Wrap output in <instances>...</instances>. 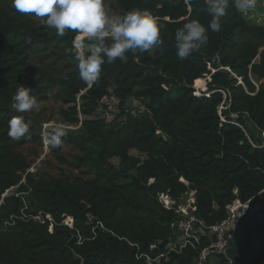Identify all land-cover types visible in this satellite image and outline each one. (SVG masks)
<instances>
[{
    "label": "trees",
    "instance_id": "16d2710c",
    "mask_svg": "<svg viewBox=\"0 0 264 264\" xmlns=\"http://www.w3.org/2000/svg\"><path fill=\"white\" fill-rule=\"evenodd\" d=\"M104 3L110 14L151 11L163 42L105 62L86 83L79 33L58 36L44 18L0 0V264H264V23L230 3L207 45L180 59L175 32L192 19L208 28L205 0ZM205 78L197 96L193 85ZM20 86L39 110L12 108ZM18 116L30 129L14 140L8 122ZM56 123L66 136L44 148L46 125ZM190 193L207 227L233 202H252L225 255L199 262L211 238L201 232L183 245L170 229Z\"/></svg>",
    "mask_w": 264,
    "mask_h": 264
},
{
    "label": "clouds",
    "instance_id": "9594fccd",
    "mask_svg": "<svg viewBox=\"0 0 264 264\" xmlns=\"http://www.w3.org/2000/svg\"><path fill=\"white\" fill-rule=\"evenodd\" d=\"M212 19L208 28L192 19L175 32L176 55L185 59L206 46L208 29L218 32L221 19L227 14L230 3L239 10L256 7L257 0H205ZM13 7L21 14L44 18L58 36L71 30L94 44L85 48V42L76 39L77 67L82 80L95 83L105 62L123 58L128 52L144 53L159 46L161 27L158 18L149 10H133L123 15L110 14L104 0H13ZM12 108L19 113L39 110L40 104L31 89L20 86L13 96ZM30 122L23 116L13 117L8 122V135L14 140L26 137ZM66 130L61 123L50 124L44 132L45 141L53 148L62 143Z\"/></svg>",
    "mask_w": 264,
    "mask_h": 264
},
{
    "label": "built area",
    "instance_id": "2783aa9c",
    "mask_svg": "<svg viewBox=\"0 0 264 264\" xmlns=\"http://www.w3.org/2000/svg\"><path fill=\"white\" fill-rule=\"evenodd\" d=\"M231 118H236L232 116ZM160 201L166 209L172 208V202L165 196L160 197ZM193 193H190L188 198L181 204L177 212L183 215V218L172 222L170 229L177 233L183 242V245L190 243L191 240L199 242L201 232H205L211 238L210 246L202 251L199 262L205 260L208 254L225 255L230 244L235 240L241 222L247 217L252 209V202L240 203L233 202L227 207L228 215L220 223L213 226H205L204 222L192 214ZM35 220L40 223H45V220L36 216ZM46 221L49 224V232L52 231L53 220L50 216H46ZM65 226L71 227V218L63 220ZM149 262V260H147Z\"/></svg>",
    "mask_w": 264,
    "mask_h": 264
},
{
    "label": "rangeland",
    "instance_id": "374dc122",
    "mask_svg": "<svg viewBox=\"0 0 264 264\" xmlns=\"http://www.w3.org/2000/svg\"><path fill=\"white\" fill-rule=\"evenodd\" d=\"M247 18H249L252 22H256V23H258V24H260V23H264V0H257V4H256V7H254L253 9H250V10H240ZM78 38L79 39H84L85 37H83V36H78ZM77 38V39H78ZM208 81V78H205V79H202V81H200L197 85L196 84H194L193 85V88H194V91H195V94L197 95V96H200L201 94H203V93H206V82ZM107 103H110L111 105H110V107H111V109L113 108L112 107V101H107ZM132 106H136V103L132 100L131 101V103H130ZM111 118H112V115L109 113L108 115H107V119L108 120H111ZM46 126H48V125H46ZM46 129V128H45ZM44 136V135H43ZM45 140V139H44ZM47 145V142H44L43 143V147L45 148V147H47L46 146ZM131 156H140L141 158L140 159H142V154L140 155L138 152H136V151H132L131 153ZM112 163L113 164H117V160L116 159H112ZM30 171H34V169L33 168H31L30 169ZM8 194V193H7ZM6 194V195H7ZM178 240L180 241V240H182L181 238H180V236H178Z\"/></svg>",
    "mask_w": 264,
    "mask_h": 264
}]
</instances>
